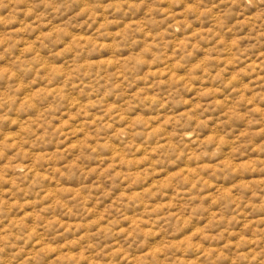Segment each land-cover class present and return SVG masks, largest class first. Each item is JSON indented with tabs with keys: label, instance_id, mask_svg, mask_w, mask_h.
Here are the masks:
<instances>
[{
	"label": "rangeland",
	"instance_id": "1",
	"mask_svg": "<svg viewBox=\"0 0 264 264\" xmlns=\"http://www.w3.org/2000/svg\"><path fill=\"white\" fill-rule=\"evenodd\" d=\"M225 2L0 3V235L29 261L242 264L264 242V39Z\"/></svg>",
	"mask_w": 264,
	"mask_h": 264
},
{
	"label": "clouds",
	"instance_id": "2",
	"mask_svg": "<svg viewBox=\"0 0 264 264\" xmlns=\"http://www.w3.org/2000/svg\"><path fill=\"white\" fill-rule=\"evenodd\" d=\"M8 2L11 4L12 0ZM0 3H3V0H0ZM223 6L230 10L225 14V19L230 15L233 22L248 20L245 31L253 35L254 39L246 40L244 43L256 44V51H260L259 45L261 39H264V0H226ZM239 27L237 25L238 29ZM105 53L108 54V52ZM244 55L247 59V54ZM80 75L82 76L83 73ZM22 243H25L23 235H13L7 240L0 235V264H21L22 261H29L28 253L21 250ZM237 251L242 254V264H264V242L249 240L245 249ZM29 264H35V262L29 261Z\"/></svg>",
	"mask_w": 264,
	"mask_h": 264
}]
</instances>
